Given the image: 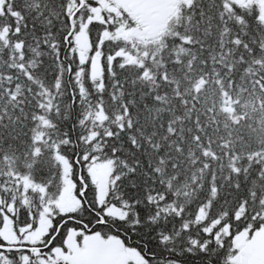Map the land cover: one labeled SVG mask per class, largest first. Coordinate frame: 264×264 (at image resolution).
I'll list each match as a JSON object with an SVG mask.
<instances>
[{"label":"trees","instance_id":"obj_1","mask_svg":"<svg viewBox=\"0 0 264 264\" xmlns=\"http://www.w3.org/2000/svg\"><path fill=\"white\" fill-rule=\"evenodd\" d=\"M75 3L2 2L0 225L5 214L16 229L35 225L60 192L65 161L84 190L80 208L56 221L120 239L143 260L130 264H229L234 236L264 226L260 9L192 0L159 36L101 46L106 27L91 23L99 82L70 53ZM90 159L112 164L103 204ZM109 206L124 216L104 214ZM27 254L0 249V264H39Z\"/></svg>","mask_w":264,"mask_h":264},{"label":"rangeland","instance_id":"obj_2","mask_svg":"<svg viewBox=\"0 0 264 264\" xmlns=\"http://www.w3.org/2000/svg\"><path fill=\"white\" fill-rule=\"evenodd\" d=\"M99 4L92 9L93 19H102L104 12H115L116 5L127 13L119 26L113 31L106 32L104 38H155L166 27L170 18L177 12L182 4H190L192 0H97ZM133 1L136 5H133ZM237 4H243L246 0H229ZM0 0V11L2 10ZM149 3V8H146ZM166 6L162 9V18L156 19L153 12L158 4ZM161 14V13H160ZM264 20V15L263 18ZM109 24V22H107ZM81 24V23H80ZM87 24V22L85 23ZM71 48L77 54L80 64L89 63V71L92 79L101 82V65L99 52L90 51L89 36L86 25L81 24L71 38ZM96 51V52H95ZM119 54H122L119 52ZM64 179L57 197L46 206L35 225L21 226L16 229L15 221L11 215H4L0 225V238L10 245L34 247L30 255L24 256L28 261L33 257L38 258L39 264H130L142 262L137 251L131 250L123 245L120 239L112 236L105 237L96 232H85L79 229H68L60 244L51 245L48 250L39 251L37 245H45L48 240L49 229L53 221L60 215L76 211L81 203L75 193L77 183L71 178V167L63 161ZM87 179L95 187L96 199L103 204L110 183L112 164L111 162H97L90 159L86 163ZM83 186L79 188L82 190ZM10 209V208H9ZM105 213L114 217H123L124 212L120 208L109 206L104 209ZM13 213L11 208L10 214ZM59 222V220H58ZM236 259L245 263L246 259L264 256V234L257 230L250 235L248 230L241 231L234 236Z\"/></svg>","mask_w":264,"mask_h":264},{"label":"flooded vegetation","instance_id":"obj_3","mask_svg":"<svg viewBox=\"0 0 264 264\" xmlns=\"http://www.w3.org/2000/svg\"><path fill=\"white\" fill-rule=\"evenodd\" d=\"M248 2L249 3L250 2H255L257 4L258 8L260 9L261 18H263V15H264V0H246L244 3H248ZM98 4H99V2L97 0H76L75 5L70 9L69 20L71 22V19H72V24H73V32H72L71 36L68 38L69 39V46H70L69 47L70 48V53L74 52L76 54V52L74 50H72V48H71V38H72V36L75 33H77V28L81 24L86 25V31H87L88 36H89V47H91V50H90L91 52L94 51L92 43H91V40H90V35H89V32H88V27H89V25L91 23H98V24L104 25L106 27V29H104V30H102L100 32V35L98 36V39H97L98 45H100V46L103 44V42L105 40H108V39H124V40H127V38H104L103 37V35L106 32H110L111 33V31H108L107 28L112 26V28L115 29L117 26H119V24L121 23V21L123 19H126V17L128 16L127 13L124 10H122L120 6L116 5L115 8H116L117 11H115V12H104L102 17H101L102 19L90 20L92 18V14H93L92 13V9L94 7H96ZM166 4L167 3H165L164 5L158 4V5L155 6V9H159V10H156V11L153 12V15H154V17L156 19H158V18L161 19L162 18V14H163L162 9L166 6ZM133 5H136L135 1H133ZM146 8H149V3H147ZM86 22H87V24H85ZM107 22H109V24ZM96 51H98V50H96ZM98 52H99V55H100V51H98ZM78 179H80V173H78ZM77 190H78V187L76 185L75 193H76ZM83 190H84V187H83L82 190H78L79 193L77 194L79 199H80V203L82 202ZM69 219L70 218H64L62 220L60 219L59 222L56 221V220L53 221V225L49 229V233H47L48 240L46 241V244L45 245H42V244L41 245H37L39 251L48 250L49 247L51 245H53V240L60 237V235L62 233L61 231L63 230V228H65L67 230L68 229H72V228H69L68 225H67V223L70 221ZM79 230L80 231L83 230V231L91 232V230L86 228V226L84 227V229H79ZM255 231H248V233L250 235H252ZM257 231L261 232L262 235H263L264 234V226H262L259 229H257ZM94 233H96V232H94ZM30 252H32V251H30ZM227 260H228L229 264H243V263H240V262L237 261L235 254L233 256H229L227 258ZM244 264H264V256L254 258L251 261H249V259H246V262Z\"/></svg>","mask_w":264,"mask_h":264},{"label":"water","instance_id":"obj_4","mask_svg":"<svg viewBox=\"0 0 264 264\" xmlns=\"http://www.w3.org/2000/svg\"><path fill=\"white\" fill-rule=\"evenodd\" d=\"M73 32V24H72V19H71V29L70 32L67 35V38H69L71 36ZM0 249L3 250H12V249H16V250H21V249H26V250H33V247H27V246H12V245H6V246H0Z\"/></svg>","mask_w":264,"mask_h":264}]
</instances>
